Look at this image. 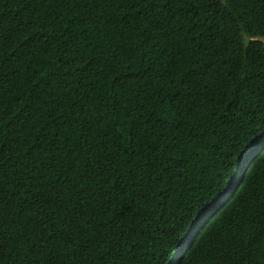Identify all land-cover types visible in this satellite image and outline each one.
Listing matches in <instances>:
<instances>
[{
	"label": "trees",
	"instance_id": "1",
	"mask_svg": "<svg viewBox=\"0 0 264 264\" xmlns=\"http://www.w3.org/2000/svg\"><path fill=\"white\" fill-rule=\"evenodd\" d=\"M264 0H0V264H264Z\"/></svg>",
	"mask_w": 264,
	"mask_h": 264
},
{
	"label": "clouds",
	"instance_id": "2",
	"mask_svg": "<svg viewBox=\"0 0 264 264\" xmlns=\"http://www.w3.org/2000/svg\"><path fill=\"white\" fill-rule=\"evenodd\" d=\"M259 38H260V37H259ZM259 38H258V39H259ZM263 39H264V38H261V39H259V40H262V41H263Z\"/></svg>",
	"mask_w": 264,
	"mask_h": 264
},
{
	"label": "water",
	"instance_id": "3",
	"mask_svg": "<svg viewBox=\"0 0 264 264\" xmlns=\"http://www.w3.org/2000/svg\"><path fill=\"white\" fill-rule=\"evenodd\" d=\"M259 39H261V38H259ZM263 43H264V39H263ZM177 264V263H176Z\"/></svg>",
	"mask_w": 264,
	"mask_h": 264
}]
</instances>
